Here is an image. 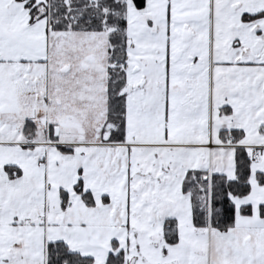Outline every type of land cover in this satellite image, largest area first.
Segmentation results:
<instances>
[{
    "label": "snow or ice",
    "instance_id": "1",
    "mask_svg": "<svg viewBox=\"0 0 264 264\" xmlns=\"http://www.w3.org/2000/svg\"><path fill=\"white\" fill-rule=\"evenodd\" d=\"M0 264H264V0H0Z\"/></svg>",
    "mask_w": 264,
    "mask_h": 264
}]
</instances>
